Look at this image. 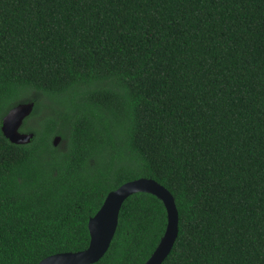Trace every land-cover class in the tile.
Returning <instances> with one entry per match:
<instances>
[{"label":"trees","instance_id":"1","mask_svg":"<svg viewBox=\"0 0 264 264\" xmlns=\"http://www.w3.org/2000/svg\"><path fill=\"white\" fill-rule=\"evenodd\" d=\"M30 102L14 144L3 117ZM139 178L179 211L163 264H264V0H0V264L85 250ZM166 227L130 196L95 264H145Z\"/></svg>","mask_w":264,"mask_h":264},{"label":"water","instance_id":"2","mask_svg":"<svg viewBox=\"0 0 264 264\" xmlns=\"http://www.w3.org/2000/svg\"><path fill=\"white\" fill-rule=\"evenodd\" d=\"M35 104L19 103L13 107L2 120V132L10 142L22 145L28 144L34 138V134L22 132L20 129L25 120L32 114ZM61 137L54 139V145L58 146ZM137 193H148L160 199L167 211V227L163 237L153 254L145 264H163L169 257L179 236V211L173 194L151 178H139L129 181L110 191L101 208L89 220L90 232L89 246L78 252H63L48 256L39 264H95L108 252L119 224V216L125 201Z\"/></svg>","mask_w":264,"mask_h":264},{"label":"rangeland","instance_id":"3","mask_svg":"<svg viewBox=\"0 0 264 264\" xmlns=\"http://www.w3.org/2000/svg\"><path fill=\"white\" fill-rule=\"evenodd\" d=\"M32 121H33V120H31V121H30V123H32ZM30 123L28 122V124H30ZM22 132H25V133H27V131H26V130H24V129L22 130Z\"/></svg>","mask_w":264,"mask_h":264}]
</instances>
